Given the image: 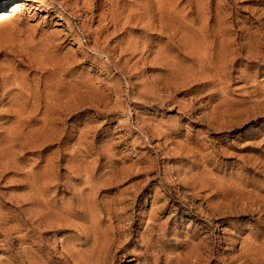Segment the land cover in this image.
<instances>
[{"label": "rangeland", "instance_id": "1", "mask_svg": "<svg viewBox=\"0 0 264 264\" xmlns=\"http://www.w3.org/2000/svg\"><path fill=\"white\" fill-rule=\"evenodd\" d=\"M0 264H264V0H0Z\"/></svg>", "mask_w": 264, "mask_h": 264}, {"label": "bare ground", "instance_id": "2", "mask_svg": "<svg viewBox=\"0 0 264 264\" xmlns=\"http://www.w3.org/2000/svg\"><path fill=\"white\" fill-rule=\"evenodd\" d=\"M14 5H15V4H14ZM14 5H13V6H14ZM18 9H19L18 6H14V7L12 8L11 12H15V11H17ZM2 10H3V9H2ZM2 10H1V11H2ZM8 12H9V11H8ZM3 15H4V14H3Z\"/></svg>", "mask_w": 264, "mask_h": 264}]
</instances>
